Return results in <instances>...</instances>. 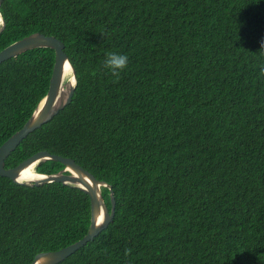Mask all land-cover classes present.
Listing matches in <instances>:
<instances>
[{
  "label": "trees",
  "instance_id": "16d2710c",
  "mask_svg": "<svg viewBox=\"0 0 264 264\" xmlns=\"http://www.w3.org/2000/svg\"><path fill=\"white\" fill-rule=\"evenodd\" d=\"M0 13V52L55 36L76 76L71 102L5 167L48 151L114 192L113 221L59 264H264V0H5ZM108 51L129 57L119 79ZM54 64L52 48L0 64V147L46 98ZM91 219L78 187L0 175V264L75 244Z\"/></svg>",
  "mask_w": 264,
  "mask_h": 264
},
{
  "label": "water",
  "instance_id": "95a60500",
  "mask_svg": "<svg viewBox=\"0 0 264 264\" xmlns=\"http://www.w3.org/2000/svg\"><path fill=\"white\" fill-rule=\"evenodd\" d=\"M5 0H0V5ZM0 33L4 30L5 23L0 13ZM52 48L55 50V64L53 74L50 80V87L46 98L38 106L28 122L9 138L0 147V175L11 179L13 182L24 186H41L47 183H62L63 185L78 187L83 190L91 199L92 219L91 226L86 236L75 244L66 248L52 252H42L36 255L30 264H59L79 249L83 248L88 242L94 240L102 233L115 216V198L112 186L107 182L98 180L91 172L79 165L74 159L51 154L48 151H42L34 154L30 158L21 162L14 168H6V160L10 154L20 145V143L34 130L40 128L64 109L72 100L76 88L75 70L65 53V44L55 36H47L42 33H35L27 36L0 52V64L20 54L36 49ZM72 69V78L65 81L66 68ZM47 160L60 162L64 169L54 174H39L41 178L31 181H22L20 176L22 172L30 166L35 168ZM110 189L112 209L109 210L103 197L102 188Z\"/></svg>",
  "mask_w": 264,
  "mask_h": 264
},
{
  "label": "clouds",
  "instance_id": "9594fccd",
  "mask_svg": "<svg viewBox=\"0 0 264 264\" xmlns=\"http://www.w3.org/2000/svg\"><path fill=\"white\" fill-rule=\"evenodd\" d=\"M128 65V55L119 51H108L103 62V68L116 79L127 70Z\"/></svg>",
  "mask_w": 264,
  "mask_h": 264
},
{
  "label": "bare ground",
  "instance_id": "6f19581e",
  "mask_svg": "<svg viewBox=\"0 0 264 264\" xmlns=\"http://www.w3.org/2000/svg\"><path fill=\"white\" fill-rule=\"evenodd\" d=\"M66 77H68V80L70 78H72V82L75 83V81L73 79L72 69L70 67L66 68L65 78ZM39 178H41V177H40V175H38V173L36 171H34V166H30L27 169H25L20 176V180H22V181H31V180H36Z\"/></svg>",
  "mask_w": 264,
  "mask_h": 264
},
{
  "label": "rangeland",
  "instance_id": "374dc122",
  "mask_svg": "<svg viewBox=\"0 0 264 264\" xmlns=\"http://www.w3.org/2000/svg\"><path fill=\"white\" fill-rule=\"evenodd\" d=\"M67 80H68V77L65 78V81H67Z\"/></svg>",
  "mask_w": 264,
  "mask_h": 264
}]
</instances>
